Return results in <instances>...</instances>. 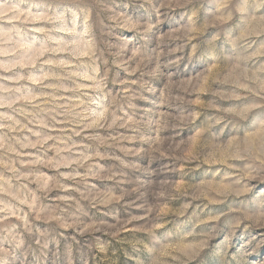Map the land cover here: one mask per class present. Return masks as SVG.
Segmentation results:
<instances>
[{
	"label": "rangeland",
	"instance_id": "1",
	"mask_svg": "<svg viewBox=\"0 0 264 264\" xmlns=\"http://www.w3.org/2000/svg\"><path fill=\"white\" fill-rule=\"evenodd\" d=\"M258 4L0 0L7 264H264ZM69 10L86 18L76 39L94 54L97 79L117 101L100 114L104 127L73 124L79 117L64 114L82 110L88 97L59 87L68 83L60 63L68 53L44 50L52 18ZM243 109L240 121L235 113ZM72 142L86 159L65 166L64 158L79 156L57 149Z\"/></svg>",
	"mask_w": 264,
	"mask_h": 264
},
{
	"label": "clouds",
	"instance_id": "2",
	"mask_svg": "<svg viewBox=\"0 0 264 264\" xmlns=\"http://www.w3.org/2000/svg\"><path fill=\"white\" fill-rule=\"evenodd\" d=\"M262 4H264V0H262ZM262 4H258L257 7L262 6ZM246 10V9H245ZM54 27L49 30L47 34V43L51 45L50 48H46L44 50H50L53 52H65L68 53L70 59L69 61H61L60 63L64 66L66 75L65 80L68 81L66 84H61L59 87L63 88L65 91H71L73 93L81 94L88 97L87 103L81 101V104L84 105L82 110H79V105L77 109L66 110L64 113L66 116L71 114L72 116L79 117V119H73V124H84L86 127L99 126L104 127L103 124L99 123L100 114H107L109 110L112 108L114 104L117 103L115 98H111V93L106 91V80L105 79H97L99 69L95 65V56L93 53H90L85 48L80 46L76 37L81 35V32L78 29L86 28L87 20L86 18L81 21L80 15L75 12L69 10L68 12L61 13L58 16L52 18ZM58 33L59 35H53L52 33ZM6 36L8 32L4 33ZM49 63H52L49 61ZM5 68L8 65L4 66ZM157 72H154L153 75H156ZM166 103L167 101H162ZM121 111L123 108L121 106ZM247 109H243L235 113V116L240 120L244 121L247 119ZM111 115L115 117V112H112ZM261 120H264V116L260 117ZM91 121V123H88ZM115 120H113V123ZM111 125H109L110 127ZM73 134H75V129H73ZM93 139V137H90ZM159 141H155L154 144H158ZM79 145L75 142L65 143L64 148L57 149L58 154L61 152H67L70 154L78 155L79 159L73 157L64 158V165H79L84 162L86 157L83 152L79 151ZM179 147V145H176ZM164 153H161L163 155ZM184 159H188L189 157L185 156ZM56 167H60L59 164ZM63 175V174H62ZM234 195L239 196L242 195L239 191H234ZM253 224H259V221L247 217ZM62 227H70L66 223L61 222ZM42 236L44 234H41ZM150 239H157L155 232H149ZM15 240V238H13ZM39 242V241H37ZM24 245V240L21 238L16 240L15 247L17 249L21 248ZM103 251V248L100 249ZM8 249L3 247V244L0 243V264H7L6 257L8 256Z\"/></svg>",
	"mask_w": 264,
	"mask_h": 264
}]
</instances>
